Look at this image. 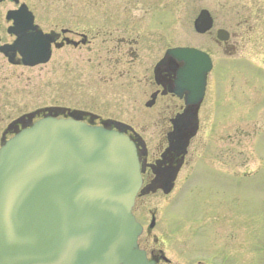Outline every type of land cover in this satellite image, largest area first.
I'll return each instance as SVG.
<instances>
[{
	"label": "rangeland",
	"instance_id": "1",
	"mask_svg": "<svg viewBox=\"0 0 264 264\" xmlns=\"http://www.w3.org/2000/svg\"><path fill=\"white\" fill-rule=\"evenodd\" d=\"M29 3L39 17L47 15L52 17L48 21H56L60 15L65 25L81 31L139 29L145 37V59L166 46H192L210 54L214 68L208 75L207 94L199 117L201 124L211 123L208 110H215L212 132L220 136L225 171L219 179L209 181H205L203 174H194L187 190L178 195L183 206L181 218L191 219L193 225L201 222L200 229L184 236L190 252L213 253L218 264H264V0H29ZM201 8H207L214 19L206 34H198L193 28V20ZM244 21L246 24L240 23ZM219 28L230 34L227 42L217 43L215 32ZM89 56L91 53L84 48L79 53L80 67L66 63L62 85L51 77L55 69L40 66L23 69V75L11 86L15 89L11 117L55 102L63 93L64 104L70 108L129 124L143 121L144 112L136 108L134 100L122 98L118 85L89 79L92 70ZM145 100L147 95L136 104L140 102L145 107ZM150 129L140 134L152 139ZM235 156L240 163L231 161ZM243 172L248 173L249 180L243 179ZM181 174L185 176L183 171ZM208 195L220 199L223 215L221 220L205 224L200 213ZM158 199L154 195L147 197L136 213L146 212Z\"/></svg>",
	"mask_w": 264,
	"mask_h": 264
},
{
	"label": "water",
	"instance_id": "2",
	"mask_svg": "<svg viewBox=\"0 0 264 264\" xmlns=\"http://www.w3.org/2000/svg\"><path fill=\"white\" fill-rule=\"evenodd\" d=\"M212 24L202 9L194 27L205 33ZM32 35L17 41L29 65L48 58L41 33ZM217 37L226 40L228 33L219 29ZM167 54L159 65L186 108L172 120L163 161L169 166L158 169L149 187L165 192L181 163L176 158L198 128L211 69L208 55L194 48ZM140 184L135 145L123 134L79 120L40 119L0 150V264H149L130 212Z\"/></svg>",
	"mask_w": 264,
	"mask_h": 264
},
{
	"label": "flooded vegetation",
	"instance_id": "3",
	"mask_svg": "<svg viewBox=\"0 0 264 264\" xmlns=\"http://www.w3.org/2000/svg\"><path fill=\"white\" fill-rule=\"evenodd\" d=\"M22 6L33 15L32 27L36 25V30L50 34V57L40 67L55 69L51 77H56L59 84L62 85L64 82L66 63L80 67L79 53L85 48L91 53L88 60L92 69L89 79L92 82L118 85L122 98L134 100L136 108L144 112L146 118L138 124H130L132 129L110 119L103 120L86 114H82L81 117L84 122L90 124L124 131L135 141L142 170L141 187L146 186L154 177L153 169L156 168V163L161 159V154L167 146V134L171 130L170 119L182 110L183 101L158 84L164 81L162 76L157 80L154 77V66L161 59L166 48L163 52L156 49L150 54L152 56L145 59L143 51L145 37L136 28L110 30L108 33L98 30L90 33L91 31H81L75 26L65 25L63 16L60 15L57 16L56 21H48L52 17L47 15L39 17L29 0H0V142L38 118L70 117L71 112L70 107L64 104L62 93L55 102L41 104L11 117L15 94V89L11 86L19 80L23 69L28 68L22 63V57L15 48L17 33L33 32V29L28 27V13L25 11L23 14H17V10ZM66 52H72V55L70 53L66 55ZM74 72L77 74L76 68ZM152 94H155L152 106L143 108L140 102L136 104L141 98L146 95L150 98ZM213 116L215 115L208 116L211 117L208 118L211 123L200 124L196 135L191 139L172 190L164 194L158 189L153 194L139 195L136 199L134 213L143 227L138 244L153 264H218L214 260L216 256L213 253L190 252L188 249L187 237L184 235L200 229L201 222L197 221L198 224L193 225L191 219L181 218L183 206L180 205L178 198L179 194L187 190L189 180L191 181L194 174H203L205 181H209L219 179L223 170L225 161L223 150L219 147L220 136L212 132V122H215ZM148 128H151L148 132L152 139L146 136L147 149H145L141 146V139L134 132L143 133ZM235 159L236 156L231 160L234 162ZM182 170L185 176H181ZM149 195L159 196L158 202L152 204L146 212L137 214L138 206L145 202V198ZM203 204L205 205L200 213V217H203L202 222L209 224L216 222L217 218L221 220L223 213L218 197L208 195V200ZM188 213H191L190 209ZM151 221L153 226L150 228L148 225Z\"/></svg>",
	"mask_w": 264,
	"mask_h": 264
}]
</instances>
